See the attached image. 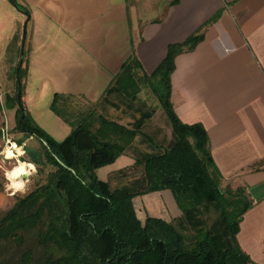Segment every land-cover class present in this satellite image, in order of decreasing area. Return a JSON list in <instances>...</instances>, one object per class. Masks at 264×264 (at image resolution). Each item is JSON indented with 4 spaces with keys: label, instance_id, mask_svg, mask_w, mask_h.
Returning a JSON list of instances; mask_svg holds the SVG:
<instances>
[{
    "label": "crops",
    "instance_id": "1",
    "mask_svg": "<svg viewBox=\"0 0 264 264\" xmlns=\"http://www.w3.org/2000/svg\"><path fill=\"white\" fill-rule=\"evenodd\" d=\"M193 35L202 38L174 58L173 108L182 122L205 128L221 187L245 190L251 206L236 240L252 262L264 264V0H0V130L7 137L23 134L14 102L20 63L21 100L36 125L64 140L71 127L51 110L53 96L84 98L137 131L124 153L96 169L97 178L113 186L142 178L136 161L175 141L142 77L156 70L170 44ZM131 57L137 63L127 95L116 79ZM124 170L131 172L116 176ZM133 205L142 223L182 214L168 189L137 195Z\"/></svg>",
    "mask_w": 264,
    "mask_h": 264
},
{
    "label": "trees",
    "instance_id": "2",
    "mask_svg": "<svg viewBox=\"0 0 264 264\" xmlns=\"http://www.w3.org/2000/svg\"><path fill=\"white\" fill-rule=\"evenodd\" d=\"M201 38L193 35L170 44L156 70L142 77L169 118L175 141L162 152L136 161L143 167L142 178L114 186L100 181L96 169L124 153L137 131L107 119L84 98L56 93L50 108L71 132L55 141L36 125L22 100L17 102L19 89L22 95L18 66L16 127L41 144L42 154L31 160L38 171L51 169L44 182L16 199L0 217V264H6L1 260L4 255L20 252L29 236L34 245L21 251L16 264H256L236 240L241 218L251 206L245 190L222 189L205 128L182 122L171 101L174 58L193 49ZM136 63L131 57L116 79L118 89L127 95L131 93L127 87L135 82L131 72ZM128 171L116 176L124 178ZM166 189L181 216L169 222L148 217L142 223L133 198Z\"/></svg>",
    "mask_w": 264,
    "mask_h": 264
},
{
    "label": "rangeland",
    "instance_id": "3",
    "mask_svg": "<svg viewBox=\"0 0 264 264\" xmlns=\"http://www.w3.org/2000/svg\"><path fill=\"white\" fill-rule=\"evenodd\" d=\"M142 89H144V93L146 95H152L151 90L147 86L143 87ZM13 91L14 88L12 92ZM79 104L83 105L85 103L83 101H79ZM16 130L19 131L17 128ZM6 134L7 132L4 130L3 135L0 136V217L13 206L16 199L25 196L29 191L33 190L37 184L44 182L48 170L51 169L50 167H47L44 171L39 172L37 165L31 161L35 158H38L43 152L41 144L38 140L35 138L29 140V137L24 133L13 134L10 137H7ZM13 143H15L18 149L21 150V153H17L16 150L14 153L15 156L8 157L5 152L8 148L13 150ZM25 162H28L29 164ZM21 166H23V168L26 170L29 168L31 169L32 167L33 169L29 171V174L26 178H23L24 181L21 182V187L16 192H14V190L10 189L9 183L14 180L17 175L11 174L15 173L16 170L21 168ZM222 189L224 190L225 187H222ZM33 245L34 240L29 236L20 252L4 255L1 260L6 261V264H16L17 257H19L21 251L32 248ZM35 253L36 255H39L38 251Z\"/></svg>",
    "mask_w": 264,
    "mask_h": 264
},
{
    "label": "bare ground",
    "instance_id": "4",
    "mask_svg": "<svg viewBox=\"0 0 264 264\" xmlns=\"http://www.w3.org/2000/svg\"><path fill=\"white\" fill-rule=\"evenodd\" d=\"M12 147L17 150V152H20V149H18L17 145L15 143L12 144ZM10 153V154H9ZM7 156L13 157L15 156L14 151L11 148H8L6 151ZM29 174V171L23 170L19 175L16 176L14 180H12L9 183V187L11 190H14L16 192L19 189V186L21 185V182L24 181L23 178Z\"/></svg>",
    "mask_w": 264,
    "mask_h": 264
},
{
    "label": "water",
    "instance_id": "5",
    "mask_svg": "<svg viewBox=\"0 0 264 264\" xmlns=\"http://www.w3.org/2000/svg\"><path fill=\"white\" fill-rule=\"evenodd\" d=\"M19 66H21V64L19 65ZM18 86H20V81L18 80ZM16 97H17V102H18V104H20V100H21V91H20V89L17 91V94H16ZM21 119H22V117H23V109H21ZM0 135H3V131L2 130H0ZM47 148H49V145H48V143H47V141H45V140H42L41 141Z\"/></svg>",
    "mask_w": 264,
    "mask_h": 264
},
{
    "label": "clouds",
    "instance_id": "6",
    "mask_svg": "<svg viewBox=\"0 0 264 264\" xmlns=\"http://www.w3.org/2000/svg\"><path fill=\"white\" fill-rule=\"evenodd\" d=\"M9 154H10V153H9ZM23 170H24V168H23V166H21L20 169L16 170V172L13 173V174H11V175H19L21 172H23Z\"/></svg>",
    "mask_w": 264,
    "mask_h": 264
}]
</instances>
